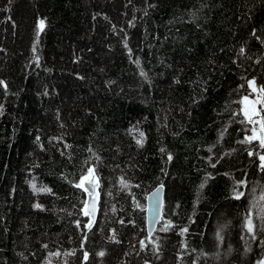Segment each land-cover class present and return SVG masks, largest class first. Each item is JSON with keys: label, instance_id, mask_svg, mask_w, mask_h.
I'll return each mask as SVG.
<instances>
[{"label": "trees", "instance_id": "16d2710c", "mask_svg": "<svg viewBox=\"0 0 264 264\" xmlns=\"http://www.w3.org/2000/svg\"><path fill=\"white\" fill-rule=\"evenodd\" d=\"M250 79L264 0H0V264H264Z\"/></svg>", "mask_w": 264, "mask_h": 264}, {"label": "water", "instance_id": "95a60500", "mask_svg": "<svg viewBox=\"0 0 264 264\" xmlns=\"http://www.w3.org/2000/svg\"><path fill=\"white\" fill-rule=\"evenodd\" d=\"M98 181L90 180L84 182L87 189L86 211L91 217L89 226L91 227L98 214L99 193L97 189ZM165 185H156L146 196V228L148 234H153L163 218Z\"/></svg>", "mask_w": 264, "mask_h": 264}, {"label": "rangeland", "instance_id": "374dc122", "mask_svg": "<svg viewBox=\"0 0 264 264\" xmlns=\"http://www.w3.org/2000/svg\"><path fill=\"white\" fill-rule=\"evenodd\" d=\"M248 83L253 95H245L242 98V110L256 127L253 132V137H258L259 139L264 140V120L262 119L264 111V95L258 90L254 79H250ZM90 180H95L92 175H89V179L84 182Z\"/></svg>", "mask_w": 264, "mask_h": 264}, {"label": "snow or ice", "instance_id": "6c2138e0", "mask_svg": "<svg viewBox=\"0 0 264 264\" xmlns=\"http://www.w3.org/2000/svg\"><path fill=\"white\" fill-rule=\"evenodd\" d=\"M43 24H44V22L43 21H41L40 22V28H41V30L43 29ZM141 136H143V134H141ZM142 141H137V143H141ZM261 143L262 144H264V140H262L261 141ZM169 159H171V157H169ZM261 160H264V156H261ZM262 167H264V165H262ZM91 169L89 170V173H91ZM89 179V176H85V177H83L82 178V181H81V183L80 184H78L77 185V187H83V183H84V181L85 180H88ZM203 186V185H202ZM35 187V186H34ZM85 190H87V189H85ZM239 195H242V193L241 194H239ZM239 195L237 196V198H239ZM37 207H39V205H37ZM87 214V213H86ZM250 224H251V222H249ZM252 230V228H251V226L249 227V231H251ZM185 231H186V229H185ZM100 255H103V253H100Z\"/></svg>", "mask_w": 264, "mask_h": 264}]
</instances>
